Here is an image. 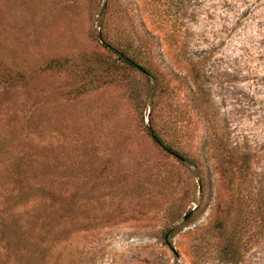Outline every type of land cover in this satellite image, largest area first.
<instances>
[{"label": "rangeland", "instance_id": "rangeland-1", "mask_svg": "<svg viewBox=\"0 0 264 264\" xmlns=\"http://www.w3.org/2000/svg\"><path fill=\"white\" fill-rule=\"evenodd\" d=\"M0 264H264V0H0Z\"/></svg>", "mask_w": 264, "mask_h": 264}, {"label": "trees", "instance_id": "trees-1", "mask_svg": "<svg viewBox=\"0 0 264 264\" xmlns=\"http://www.w3.org/2000/svg\"><path fill=\"white\" fill-rule=\"evenodd\" d=\"M99 41L103 42V39H99ZM107 48L109 49L110 52H112L115 56V62H118L120 64V66H123L124 69L129 70V71H135V72H141L144 73L145 75L149 76V74H151V71H149V69L145 68V65L143 64L142 61L139 62V59L131 57V55H129L127 53V51L123 50H119L118 48L115 47V45H111L108 44ZM147 48V46H146ZM97 65L95 67L94 72L102 74V73H107L108 70H111V65H106V67H104L103 65H105V63L103 62H96ZM92 72V71H90ZM151 78V77H150ZM149 136L151 137V139L153 140V142L158 145L162 150H164L167 153H170L176 157H180V154L172 149L171 147H169L168 145L164 144L162 142V140L152 131L149 132ZM190 215H187L186 218H189Z\"/></svg>", "mask_w": 264, "mask_h": 264}]
</instances>
